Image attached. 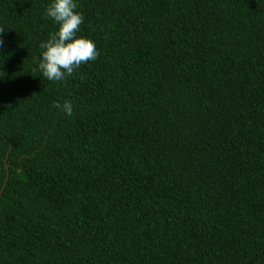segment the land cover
<instances>
[{"label": "trees", "instance_id": "trees-1", "mask_svg": "<svg viewBox=\"0 0 264 264\" xmlns=\"http://www.w3.org/2000/svg\"><path fill=\"white\" fill-rule=\"evenodd\" d=\"M49 3L0 0V264H264V0H78L63 81Z\"/></svg>", "mask_w": 264, "mask_h": 264}, {"label": "clouds", "instance_id": "clouds-1", "mask_svg": "<svg viewBox=\"0 0 264 264\" xmlns=\"http://www.w3.org/2000/svg\"><path fill=\"white\" fill-rule=\"evenodd\" d=\"M78 8V0H50L46 9V16L58 25L49 38L40 44L42 52L38 68L49 81L65 80L82 63L95 60L99 55L93 38L78 35L80 25L84 22V15ZM2 46L3 38L0 39ZM54 107L67 115H71L74 109L70 100H64L63 103L56 101Z\"/></svg>", "mask_w": 264, "mask_h": 264}, {"label": "water", "instance_id": "water-1", "mask_svg": "<svg viewBox=\"0 0 264 264\" xmlns=\"http://www.w3.org/2000/svg\"><path fill=\"white\" fill-rule=\"evenodd\" d=\"M6 167H7V169H8V174H7V177H6L5 182H4V184H3V187L1 188V191H0V198H1L2 194H3V191H4V189H5V186H6L7 182H8V180H9V177H10L9 166L7 165Z\"/></svg>", "mask_w": 264, "mask_h": 264}]
</instances>
